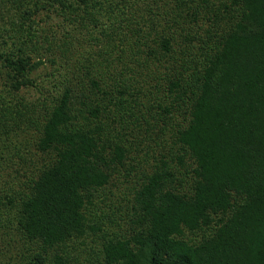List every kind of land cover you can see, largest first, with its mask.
<instances>
[{
	"label": "trees",
	"instance_id": "obj_1",
	"mask_svg": "<svg viewBox=\"0 0 264 264\" xmlns=\"http://www.w3.org/2000/svg\"><path fill=\"white\" fill-rule=\"evenodd\" d=\"M0 81V264H264V0H0Z\"/></svg>",
	"mask_w": 264,
	"mask_h": 264
},
{
	"label": "rangeland",
	"instance_id": "obj_2",
	"mask_svg": "<svg viewBox=\"0 0 264 264\" xmlns=\"http://www.w3.org/2000/svg\"><path fill=\"white\" fill-rule=\"evenodd\" d=\"M36 20H38L40 22V25H39L40 28L52 27L53 30L57 29L58 23L60 22L59 21L60 19H57L53 14H51V13L46 14L44 12L39 14V17ZM39 22H38V24H39ZM64 26H66V25H64ZM66 28H67V26H66ZM70 29H72L71 26L67 30H70ZM56 32H57L56 36L58 38H61L62 32H60L59 30ZM82 40H83V43H82L83 46L81 45V50L84 51L88 48V45H86L84 43L85 37ZM83 47H84V49H83ZM40 54L41 55H38V57L39 56L42 57V61H44V65L39 66L38 69L33 73V79H34L36 86H38V88H43V89H41L40 94L42 93L43 95L45 94V96H46V92H48V90L49 91L52 90L51 87L53 84H55V81L49 77V74L52 72L51 65L49 63H47L48 62L47 58H49V55L44 53V52H40ZM53 56H55V58L58 61H60V62L62 61L61 59H59L58 54H56V55L54 54ZM33 62H37V59L35 57L33 58ZM2 82H4V81H2ZM36 90H38V89H32L30 87L21 88V90L19 92V96L23 97L27 103L34 102L39 98V93ZM4 91H5V89L3 87V84L0 81V92H4ZM28 146H31L29 141H27V143L25 144L26 148H28ZM30 150L33 153L32 147L30 148Z\"/></svg>",
	"mask_w": 264,
	"mask_h": 264
}]
</instances>
